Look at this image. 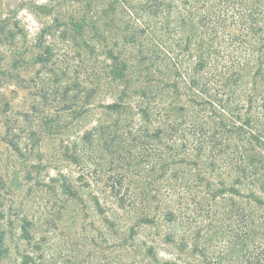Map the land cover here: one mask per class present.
Here are the masks:
<instances>
[{
	"label": "trees",
	"instance_id": "1",
	"mask_svg": "<svg viewBox=\"0 0 264 264\" xmlns=\"http://www.w3.org/2000/svg\"><path fill=\"white\" fill-rule=\"evenodd\" d=\"M44 1L49 78L0 52V264L67 221L107 264H264V0Z\"/></svg>",
	"mask_w": 264,
	"mask_h": 264
},
{
	"label": "rangeland",
	"instance_id": "2",
	"mask_svg": "<svg viewBox=\"0 0 264 264\" xmlns=\"http://www.w3.org/2000/svg\"><path fill=\"white\" fill-rule=\"evenodd\" d=\"M29 0H0V25L6 23H13L17 21L20 26L25 30V40L16 39V43L13 46H0V52L3 54L4 66H9L13 64V51L15 48L23 47L21 51L25 48L23 53V67H20V70H24L22 73L26 79L29 78H38L39 80H46L49 78L50 74L42 72L40 76L36 74V71L39 70L40 66L33 63L32 61L35 57V54L38 50L34 47L36 40L38 39L39 32L43 28V22H48V17L37 16L31 9V6L28 3ZM44 0H38V4H45ZM22 41L24 44H22ZM53 42L52 37L45 36V43L51 44ZM58 52V51H57ZM77 71V70H76ZM38 73V72H37ZM76 75V74H75ZM68 77V75H67ZM71 81V80H70ZM63 82L69 83L66 78L63 79ZM72 82H77L76 77H72ZM118 94V88H111V93L103 99V102H110L116 98ZM19 98V95L16 97ZM88 123H85V125ZM87 129V128H86ZM44 151L47 149V144H45ZM5 234V243L9 247V255L11 258H16L15 256V244L21 243L18 240L19 230L17 225H14L12 230L6 228ZM147 230L142 229L137 237V240H143L146 235ZM92 237L95 235L91 228L86 227L85 231L80 228L78 225H72L71 222H62L51 231L49 239L47 240L48 248L51 247V251L54 253V256H44L47 264H107V261L102 260V256H91L88 253L90 250L94 252L87 245V242L83 240V236L86 235ZM40 237L39 234L36 235V238ZM110 256H107L108 258ZM17 259V258H16ZM16 262H20V259H17ZM106 262V263H104Z\"/></svg>",
	"mask_w": 264,
	"mask_h": 264
}]
</instances>
